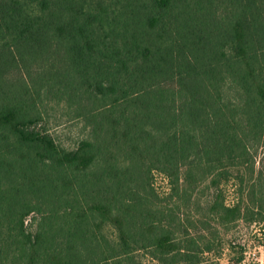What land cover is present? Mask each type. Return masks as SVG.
Masks as SVG:
<instances>
[{
	"label": "trees",
	"instance_id": "16d2710c",
	"mask_svg": "<svg viewBox=\"0 0 264 264\" xmlns=\"http://www.w3.org/2000/svg\"><path fill=\"white\" fill-rule=\"evenodd\" d=\"M44 91L91 124L73 148L45 127ZM252 144L264 146V0H0V264H152L143 248L197 264L213 242L154 202L152 172L178 200L215 189L202 223L249 220L220 185L254 189L241 171Z\"/></svg>",
	"mask_w": 264,
	"mask_h": 264
},
{
	"label": "rangeland",
	"instance_id": "374dc122",
	"mask_svg": "<svg viewBox=\"0 0 264 264\" xmlns=\"http://www.w3.org/2000/svg\"><path fill=\"white\" fill-rule=\"evenodd\" d=\"M35 70H37V68ZM33 75L35 74L31 76ZM27 82L32 83L30 80ZM35 102L37 103L39 112L43 115L42 119L45 123V127L63 147L73 148L80 139L90 135V129L92 128L91 124L76 111L77 105L68 102V98L65 95L51 94L44 91L42 92L41 98L37 99ZM252 145L251 158L254 160V170L245 173L242 168L241 171L245 175L252 174L256 182L254 189L251 187L252 180L250 179L247 185L244 183V191L239 192L238 182L233 176L230 177L229 181L223 182L220 185V188L222 187V196L226 204L231 205L239 201L241 205L248 204L249 207L252 208V211L256 214L249 220L243 218L236 222L222 224L215 219H211L208 224L202 223L199 220L200 215L198 212L202 213V207L204 209L206 208L207 204L205 202L207 200L209 203L215 198V189L210 188L209 190H205L204 197L200 194L202 193L201 191H196L194 194L178 200V198H172L170 196V184L168 183L166 175L156 170L152 172L150 181L155 188L154 192L156 197L153 199L154 202L160 203V205L162 203L168 207H175L178 205V215L181 219L180 223H183L182 218H186L188 215L190 218L197 217L196 219L198 220H193V224L187 226L189 232L195 236H198V232L205 233L213 242V249L210 252H205L203 254L198 253L200 261L197 264H264V187H259L256 180L260 175L264 177V146L255 149V145ZM116 157L117 160L122 159V153L120 155L118 154ZM205 182H210L209 177ZM253 190L255 197L252 195ZM141 193L144 195L147 192L141 190ZM198 196L201 198L200 201L197 202ZM79 198L82 199L81 196H79ZM29 201L31 204L38 203L37 198H30ZM197 205H201L202 207ZM36 206L43 208L42 205ZM48 209V206L44 205V210L47 211ZM258 210H261L263 218H259L257 214ZM45 211H43V213H45ZM36 215L40 219L41 214L33 212L27 216L26 223L35 219ZM36 225L37 222L35 227ZM181 230L182 228L180 227L179 231ZM101 231L110 239H115L117 235V231L106 224H104ZM135 255L142 261L158 264V261L152 258L151 252L145 248L140 249ZM240 256H242V258L238 260Z\"/></svg>",
	"mask_w": 264,
	"mask_h": 264
}]
</instances>
